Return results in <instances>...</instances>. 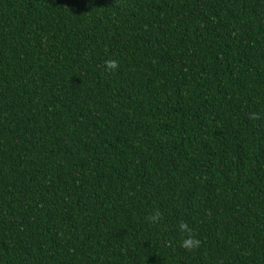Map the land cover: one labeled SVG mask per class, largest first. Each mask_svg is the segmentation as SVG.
<instances>
[{
	"label": "trees",
	"instance_id": "trees-1",
	"mask_svg": "<svg viewBox=\"0 0 264 264\" xmlns=\"http://www.w3.org/2000/svg\"><path fill=\"white\" fill-rule=\"evenodd\" d=\"M0 264H264V0H0Z\"/></svg>",
	"mask_w": 264,
	"mask_h": 264
},
{
	"label": "clouds",
	"instance_id": "clouds-1",
	"mask_svg": "<svg viewBox=\"0 0 264 264\" xmlns=\"http://www.w3.org/2000/svg\"><path fill=\"white\" fill-rule=\"evenodd\" d=\"M104 68L107 72H115L120 68V63L116 59H106L104 61ZM251 119H259V114L251 113ZM149 223L155 225L163 219V214L159 209L154 210L151 215L146 217ZM178 231L182 233L180 247L185 251L194 252L198 250L202 244V241L196 236L193 229L186 221H181L178 225Z\"/></svg>",
	"mask_w": 264,
	"mask_h": 264
}]
</instances>
